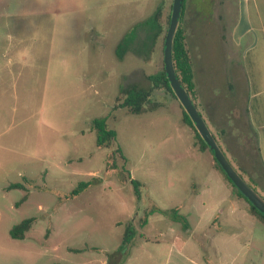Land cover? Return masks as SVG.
I'll return each instance as SVG.
<instances>
[{"label": "rangeland", "instance_id": "374dc122", "mask_svg": "<svg viewBox=\"0 0 264 264\" xmlns=\"http://www.w3.org/2000/svg\"><path fill=\"white\" fill-rule=\"evenodd\" d=\"M172 5L0 0V264H167L169 231L184 229L159 214L150 220L149 243H135L123 263L107 254L119 250L126 223L140 229V218L154 207L178 208L194 226L192 191L203 188L211 156L194 147L198 141L183 122L179 101L159 90L155 110L151 104L135 115L120 107L122 88H149V76L164 68ZM157 10L160 26L151 51L138 48L119 60L115 50L126 31ZM106 116L117 139L100 149L90 123ZM25 178L32 180L27 191L6 189ZM131 179L142 183L140 201ZM86 181L89 188L69 197ZM32 217L36 222L25 238L13 239L11 228ZM253 221L250 243L223 244L221 258L210 241H196L205 249L204 261L264 264V225ZM194 252V245L186 247L189 258H196Z\"/></svg>", "mask_w": 264, "mask_h": 264}, {"label": "crops", "instance_id": "0c3cea01", "mask_svg": "<svg viewBox=\"0 0 264 264\" xmlns=\"http://www.w3.org/2000/svg\"><path fill=\"white\" fill-rule=\"evenodd\" d=\"M180 25L192 60L196 105L235 170L264 194V0H184ZM210 156L203 188L192 191L194 226L186 218L189 228L182 227L184 234L171 230L166 241L162 233L158 235L169 243L167 264L173 259L174 264L184 260L209 264L203 259L205 249L196 245L201 238L211 242L210 249L219 258L223 244L251 241L257 218L233 193ZM153 215L137 229V245L153 239L146 234ZM158 238L154 237L159 245ZM190 245L196 247V258L186 256Z\"/></svg>", "mask_w": 264, "mask_h": 264}, {"label": "trees", "instance_id": "16d2710c", "mask_svg": "<svg viewBox=\"0 0 264 264\" xmlns=\"http://www.w3.org/2000/svg\"><path fill=\"white\" fill-rule=\"evenodd\" d=\"M171 13L168 17V25L170 23ZM161 19V10H157L154 15H152L149 18H146L145 20L138 22L134 24L132 27H130L120 42H118L116 46V56L119 60H123L125 55L129 53L130 51H135V49L138 50V48L144 49V51H151L150 47L154 41V38L156 35L154 32L159 28V23ZM145 34V38L141 39V34ZM173 61L174 66L176 69V72L178 74V77L181 81V83L184 85V87L189 92L190 96L194 100L196 104L197 100V91H196V85L194 82V71H193V65L192 60L189 54V51L187 49L186 45V39L184 35V31L182 29V26L180 25L177 34L174 39L173 44ZM149 80L151 81V86L149 88H142L139 85L133 84L122 88L120 91V95L123 97L120 107L127 109L131 114L139 115L143 112H145L147 105L154 104V108L151 110H155L156 103L153 101V97L155 95L156 91L162 90L165 92H168L174 99L177 100L175 97L170 84L168 82V79L165 74V70L162 68V71L157 72L156 74L150 75ZM118 96L116 100L118 101ZM180 105V103H179ZM181 107V105H180ZM182 113H183V122L189 126L193 132L195 133L196 139H197V147L201 152H209L212 157L213 154L209 150L208 146L205 144L203 139L200 137L199 133L195 129L191 119H189V116L184 111V109L181 107ZM91 130L95 132L96 134V146L97 148L103 149L107 148L109 149L113 142L117 139V132L110 128L108 124V118L106 117H99L94 118L90 123ZM117 152H120L121 155L122 151L120 148H118ZM116 154L113 156L115 157ZM214 166L215 169H217L224 177L226 182L231 186L233 193L239 197L244 199L248 205H249V212L257 218L263 225H264V216L253 206L249 203V201L240 193V191L232 184L230 179L226 176L225 172L222 170L220 165L217 163L215 158L213 157ZM238 171V170H237ZM239 172V171H238ZM241 174V173H240ZM242 176V174H241ZM243 177V176H242ZM244 178V177H243ZM247 181V180H246ZM250 186H252L256 191V187L254 186V183L252 181H247ZM32 183V180L25 178L24 183H13L9 185L6 189L8 190H24L27 191L26 184ZM131 183L134 186V191L136 198L138 201H140L141 198V190L140 187H142V183L139 181H136L134 179H131ZM91 181L86 182H80L77 187L71 191L69 197H76L79 196L83 190H86L91 186ZM258 192V191H257ZM259 193V192H258ZM28 198V193L25 194L21 200L17 203L18 204L26 201ZM155 213L162 214L163 216L182 224L184 229L189 228L188 220L185 218L184 215L179 213L178 208H173L171 210L163 211L159 208H151L149 210H146L144 212V215L139 220V227L143 228L147 225L148 220L150 216ZM36 222V217H32L26 220H23L18 225H15L11 228L9 234L13 239L22 240L25 238L26 233L31 230L33 224ZM137 227L134 225L133 222H128L125 225L124 233L122 237L121 246L119 247V250L112 254H107L109 256V259L111 261H117L119 263H123L127 258H129L130 255V249L135 245V241L137 238ZM98 250V249H95ZM73 252L79 253L80 250H73ZM58 264V263H56Z\"/></svg>", "mask_w": 264, "mask_h": 264}, {"label": "water", "instance_id": "95a60500", "mask_svg": "<svg viewBox=\"0 0 264 264\" xmlns=\"http://www.w3.org/2000/svg\"><path fill=\"white\" fill-rule=\"evenodd\" d=\"M184 0H173L172 12L169 27L164 39V70L170 87L179 101L181 107L191 119L195 129L203 139L213 157L220 165L226 176L230 179L232 184L240 191V193L264 216V197L260 195L249 183L235 170L226 154L220 147L206 121L202 117L197 105L190 96L187 89L181 83L176 72L173 61V44L177 31L180 27V21L183 10Z\"/></svg>", "mask_w": 264, "mask_h": 264}]
</instances>
